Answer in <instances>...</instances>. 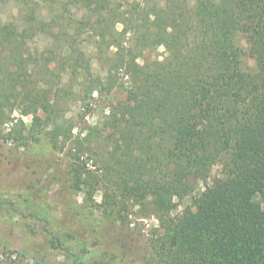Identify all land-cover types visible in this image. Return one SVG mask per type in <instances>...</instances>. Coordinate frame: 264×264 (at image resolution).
<instances>
[{
    "label": "trees",
    "instance_id": "obj_1",
    "mask_svg": "<svg viewBox=\"0 0 264 264\" xmlns=\"http://www.w3.org/2000/svg\"><path fill=\"white\" fill-rule=\"evenodd\" d=\"M24 3L29 9L16 29L0 15V130L20 108L33 115L35 125L50 129L58 148L71 140L72 129L59 115V99L66 93L63 73L77 74L71 62L82 60L80 33L69 21L58 31L49 29L51 23L37 16L33 3H38ZM90 3L87 21L80 20L79 26L91 32L100 55L115 63L106 64L104 78L85 74L87 83L79 85L89 94L111 92L120 70L131 84L101 127L75 141L79 153L86 148L101 160L109 196L105 212L122 223L132 202L157 216L161 230L148 244L147 264H264V217L255 201L257 187L264 185V0H163L162 7ZM42 32L60 51L31 49L29 43ZM241 40L261 60L255 72L242 67ZM159 47L167 56L149 60L145 54ZM38 67L47 80L39 78ZM92 142L107 144V154L96 153ZM217 165L221 176L200 195V210L172 217L173 200L185 198L193 181L209 179ZM80 169L67 173L71 179L61 178L67 191L61 220L32 202L49 226L58 227L52 234L54 248L73 258L70 245L65 247L68 239L85 242L105 227L69 195L76 186L88 187ZM46 251L40 244L37 253ZM128 258L126 250L121 261L94 264H130Z\"/></svg>",
    "mask_w": 264,
    "mask_h": 264
},
{
    "label": "rangeland",
    "instance_id": "obj_2",
    "mask_svg": "<svg viewBox=\"0 0 264 264\" xmlns=\"http://www.w3.org/2000/svg\"><path fill=\"white\" fill-rule=\"evenodd\" d=\"M24 1L27 0H6L0 6L1 19L5 25L15 29L21 25V16L29 9L25 7ZM28 1L38 3L37 5L33 3L37 16L41 21L51 23L49 29L58 31L69 21L72 28L80 33L77 48L82 51L83 56L82 60L71 62V65H74L71 70H76L77 74L73 76L67 72L63 73L62 93L64 91L66 93L59 99L61 104L59 115L62 122L72 129L71 140L59 143L58 148H55L48 135L50 129H45L39 123L35 125L33 115L22 114L20 108L12 112L11 118L0 130V264H94L102 259L121 261L126 250L129 252L130 264H147V256L150 253L148 244L161 230L159 219L150 208L134 206L132 202L129 203V216H124L125 221L122 223L105 212L109 196L103 182L105 177L101 160L92 150L85 148L79 153L75 146V141L83 139L91 128L101 127L100 125L111 114V107L126 97L131 84L120 70L115 73L117 86L111 92L95 90L89 94L87 88L84 90L79 85L82 81L87 83L85 81L88 79L82 78L85 74L100 75L104 78L106 64L115 63L111 58L110 62H107L108 58L100 55L95 49L93 38L89 37L91 32L84 28V25L79 26L80 20L87 21L90 0H57V3L50 0ZM112 2L114 4L138 2L142 7H149L154 3L163 6V0H112ZM122 27L118 24L117 30L121 31ZM46 33L42 32L29 43L31 49L44 52L50 49L60 51V46L57 44L55 46V42ZM241 45L243 69L247 72L257 71L261 60L250 53L245 40H241ZM111 51L114 53L115 49ZM68 53V49H65L64 54ZM145 55L151 61L163 60L167 56L163 47L151 49ZM139 63L142 64L143 61L140 59ZM58 71V67H55V72ZM37 72L40 73H37L40 79H48L40 67ZM41 87L44 85L41 84ZM39 116L44 123L46 117L44 112L40 111ZM62 140L63 138L60 139L61 142ZM91 147L98 154H107V144L92 142ZM79 167H82L80 169L82 179H87L88 187L76 186L68 190L69 195L71 199L84 205L85 214H94L101 218L105 222V227L96 237L87 238L85 242L65 238L68 241L65 247L70 245L71 254L75 255L73 258L65 251L54 248L52 234L57 233L58 227L56 223L49 226L48 217L44 212H38L32 202L34 200L36 206L48 210L51 218L61 220L67 194L61 178L71 179L72 176L68 177L67 173ZM221 171V165H217L209 179L193 181V190L185 198L173 200L169 207L170 215L178 217L186 209L200 210L198 202L200 195L207 186L213 185L216 177L221 176ZM255 201L259 204L264 217L262 184L257 187ZM40 244H44L47 250L44 256L37 253ZM36 254L39 260L35 258Z\"/></svg>",
    "mask_w": 264,
    "mask_h": 264
}]
</instances>
